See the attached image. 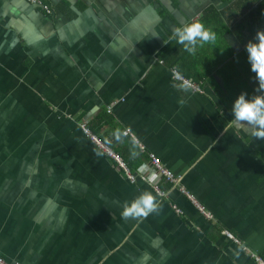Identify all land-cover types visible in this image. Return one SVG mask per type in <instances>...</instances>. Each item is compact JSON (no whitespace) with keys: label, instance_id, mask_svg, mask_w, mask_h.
Segmentation results:
<instances>
[{"label":"crops","instance_id":"obj_1","mask_svg":"<svg viewBox=\"0 0 264 264\" xmlns=\"http://www.w3.org/2000/svg\"><path fill=\"white\" fill-rule=\"evenodd\" d=\"M42 2L49 16L27 0H0V257L264 262V140L231 122L241 92L258 94L246 44L264 30V0ZM194 20L217 34L195 56L170 38ZM177 65L202 93L172 87ZM116 130L124 142L113 139ZM93 137L134 174L149 172L155 154L179 185L161 181L160 196L131 182ZM145 190L162 202L160 214L122 219L123 202Z\"/></svg>","mask_w":264,"mask_h":264},{"label":"clouds","instance_id":"obj_2","mask_svg":"<svg viewBox=\"0 0 264 264\" xmlns=\"http://www.w3.org/2000/svg\"><path fill=\"white\" fill-rule=\"evenodd\" d=\"M171 39L181 45L183 51L195 56L198 47L205 45H215L217 34L211 28L206 27L200 21L186 22L182 26L176 27L172 31ZM248 61L251 71L255 73L258 81V88L251 98H246L247 93L241 92L234 101L232 107V125L243 129L251 134L253 138L264 140V30H258L255 35V42L249 41L246 44ZM179 82H174L172 87L178 91L187 93L190 91V81L179 76V65L172 69ZM187 101L182 97L178 99V104L183 107ZM231 126V125H230ZM226 131V128H225ZM126 132L116 130L113 139L116 142H124ZM96 157L103 155L102 152L94 150ZM139 153L133 148L130 149V158H137ZM163 205L151 191H143L131 201H124L122 204L121 218L124 220L142 221L149 215H159ZM240 250L237 249L233 255L239 259Z\"/></svg>","mask_w":264,"mask_h":264},{"label":"built area","instance_id":"obj_3","mask_svg":"<svg viewBox=\"0 0 264 264\" xmlns=\"http://www.w3.org/2000/svg\"><path fill=\"white\" fill-rule=\"evenodd\" d=\"M29 3L31 4H36V6H39L41 8V10L43 11V13H45L46 15H50L51 12L48 8V6H46V4H44L42 2V0H27ZM170 76L171 78H173L175 80V82H179V80L176 78V75L173 73V71L171 70L170 72ZM180 78L182 79H187L184 76H182L179 73ZM188 81H190V90L193 92H200L202 93L204 90L201 88V86L196 85L194 82H192L191 80L187 79ZM85 131L87 133H90V130L86 128V126H84ZM97 143L99 144L100 148H102L108 157L112 158L117 166L119 167V169H121L126 177L132 181L135 182L137 177L142 178L144 181L148 182L149 184H151L154 188V190H156L160 196H165L167 195L166 192H163L160 187H159V183L161 181H165L168 184L173 185L174 187H177L180 183V177H177L174 175L173 171L167 169L161 162V160L153 153L149 154L150 157V161H151V165L149 168V172H140L138 174H134L131 172V170L129 169L127 163L125 162V160L118 154H115L111 149H109L107 146H105L97 137H93ZM141 149L144 150L145 147L141 146ZM188 194V193H187ZM189 198L192 200V202L196 205V207L198 208V211L208 220H212V216L210 213H208L206 211V208L202 205H200L197 200H195V198L188 194ZM174 211L176 212V214L178 215H182V212L180 211V209H178L176 206H173ZM224 236L233 239V236L229 233V232H224L223 233ZM256 262H258V264H264V262H262L260 259L255 258ZM0 264H19V263H11V262H7L6 260H4L2 257H0Z\"/></svg>","mask_w":264,"mask_h":264},{"label":"bare ground","instance_id":"obj_4","mask_svg":"<svg viewBox=\"0 0 264 264\" xmlns=\"http://www.w3.org/2000/svg\"><path fill=\"white\" fill-rule=\"evenodd\" d=\"M139 179L143 180L142 178L137 177L136 180H135V182H136L137 180H139ZM128 180H129V179H128ZM143 181H144V180H143ZM131 182H132V181H131ZM135 182H134V183H135ZM151 186H152V185H151ZM152 187H153V186H152Z\"/></svg>","mask_w":264,"mask_h":264},{"label":"rangeland","instance_id":"obj_5","mask_svg":"<svg viewBox=\"0 0 264 264\" xmlns=\"http://www.w3.org/2000/svg\"><path fill=\"white\" fill-rule=\"evenodd\" d=\"M39 7V6H38ZM40 8V7H39ZM41 9V8H40ZM42 11V10H41ZM43 12V11H42Z\"/></svg>","mask_w":264,"mask_h":264}]
</instances>
